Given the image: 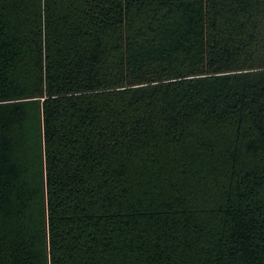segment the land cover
Masks as SVG:
<instances>
[{"label": "trees", "instance_id": "obj_1", "mask_svg": "<svg viewBox=\"0 0 264 264\" xmlns=\"http://www.w3.org/2000/svg\"><path fill=\"white\" fill-rule=\"evenodd\" d=\"M0 264H264V0H0Z\"/></svg>", "mask_w": 264, "mask_h": 264}]
</instances>
